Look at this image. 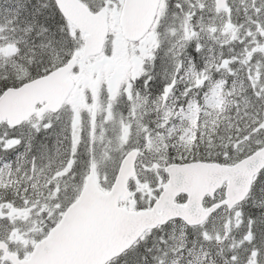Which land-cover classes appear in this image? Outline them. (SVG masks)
<instances>
[{
    "label": "snow or ice",
    "instance_id": "obj_1",
    "mask_svg": "<svg viewBox=\"0 0 264 264\" xmlns=\"http://www.w3.org/2000/svg\"><path fill=\"white\" fill-rule=\"evenodd\" d=\"M0 264H264V0H0Z\"/></svg>",
    "mask_w": 264,
    "mask_h": 264
}]
</instances>
